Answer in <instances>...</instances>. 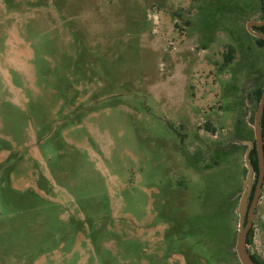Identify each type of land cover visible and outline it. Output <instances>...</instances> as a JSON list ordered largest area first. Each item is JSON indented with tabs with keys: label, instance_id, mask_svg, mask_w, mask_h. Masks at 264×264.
<instances>
[{
	"label": "rangeland",
	"instance_id": "obj_1",
	"mask_svg": "<svg viewBox=\"0 0 264 264\" xmlns=\"http://www.w3.org/2000/svg\"><path fill=\"white\" fill-rule=\"evenodd\" d=\"M254 16L262 0H0V264H239ZM248 234L264 261V178Z\"/></svg>",
	"mask_w": 264,
	"mask_h": 264
},
{
	"label": "water",
	"instance_id": "obj_2",
	"mask_svg": "<svg viewBox=\"0 0 264 264\" xmlns=\"http://www.w3.org/2000/svg\"><path fill=\"white\" fill-rule=\"evenodd\" d=\"M263 16L260 20L256 16L246 21V30L256 38L264 40V33L255 31L253 26H260L264 24V0H262ZM264 109V88L262 89L259 101L257 103L254 117H253V140H242V143L247 145L244 153V163L246 168L245 179L243 181V189L239 196L237 203V232L235 236L234 250L239 264H261L255 262L247 249V233L251 226L254 207L258 201L261 191V185L264 178V135L261 128V115ZM256 150L258 167L257 175L255 177V170L249 161V153L251 148ZM254 177L255 182H254ZM252 195L251 199L250 196Z\"/></svg>",
	"mask_w": 264,
	"mask_h": 264
},
{
	"label": "trees",
	"instance_id": "obj_3",
	"mask_svg": "<svg viewBox=\"0 0 264 264\" xmlns=\"http://www.w3.org/2000/svg\"><path fill=\"white\" fill-rule=\"evenodd\" d=\"M252 28L255 31L264 33V24L260 25V26H253ZM255 39H256V42H257V44L259 46L264 47V40L263 39H261V38H255ZM233 53H234V47L229 46L228 47V51H227V53L224 56V64L230 63V61L233 58ZM261 92H262V88H260V87L255 88V90L253 91V95H254V98H255L256 102L259 101ZM260 124H261V128H262V133L264 135V109H263V112H262V115H261ZM263 149H264V145H263ZM249 161L254 167L255 177H256V175H257V167H258V160H257V155H256L255 148H253L250 151V153H249ZM251 197H252V195L250 196V199H251ZM246 243H250V236H249L248 233H247ZM250 256L255 262L264 264V261H262L256 254L250 253Z\"/></svg>",
	"mask_w": 264,
	"mask_h": 264
},
{
	"label": "flooded vegetation",
	"instance_id": "obj_4",
	"mask_svg": "<svg viewBox=\"0 0 264 264\" xmlns=\"http://www.w3.org/2000/svg\"><path fill=\"white\" fill-rule=\"evenodd\" d=\"M35 162V161H34ZM33 170H35V168H33ZM48 173V172H47ZM49 178H50V175H49V173H48V177H44V182L46 183L47 182V180H49ZM53 182V184H55L54 183V181L50 178V182ZM36 183V182H35ZM36 185V184H35Z\"/></svg>",
	"mask_w": 264,
	"mask_h": 264
}]
</instances>
